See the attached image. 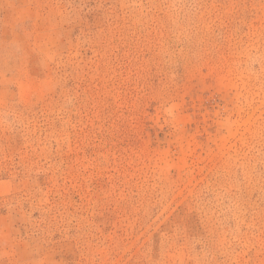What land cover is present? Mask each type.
I'll return each instance as SVG.
<instances>
[{
    "label": "rangeland",
    "instance_id": "1",
    "mask_svg": "<svg viewBox=\"0 0 264 264\" xmlns=\"http://www.w3.org/2000/svg\"><path fill=\"white\" fill-rule=\"evenodd\" d=\"M0 264H264V0H0Z\"/></svg>",
    "mask_w": 264,
    "mask_h": 264
}]
</instances>
